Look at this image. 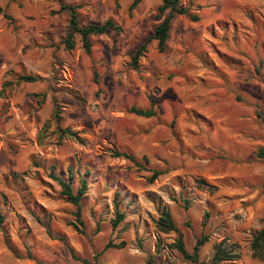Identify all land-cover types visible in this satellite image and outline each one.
<instances>
[{
	"label": "rangeland",
	"instance_id": "374dc122",
	"mask_svg": "<svg viewBox=\"0 0 264 264\" xmlns=\"http://www.w3.org/2000/svg\"><path fill=\"white\" fill-rule=\"evenodd\" d=\"M61 1L80 25L112 17L121 31L92 35L90 53L79 35L67 49ZM131 1L0 0L14 21L0 15V264H195L169 246L176 233H157L158 204L188 251L208 237L207 264L219 242L237 258L218 264H264L250 248L264 213V0H180L199 20L175 15L166 50L148 43L138 69L130 56L168 11L141 0L129 14ZM150 99L155 116L127 112ZM51 166L72 169L74 190L84 174L79 217ZM145 167L168 172L150 182Z\"/></svg>",
	"mask_w": 264,
	"mask_h": 264
},
{
	"label": "trees",
	"instance_id": "16d2710c",
	"mask_svg": "<svg viewBox=\"0 0 264 264\" xmlns=\"http://www.w3.org/2000/svg\"><path fill=\"white\" fill-rule=\"evenodd\" d=\"M141 0H132L127 7V11L130 14L139 4ZM115 8L119 7L118 0H114ZM77 6L71 4H64L61 1L60 9L68 14V27L69 31L66 34V37L63 39V43L67 49L74 48L75 45V35H79L82 47L86 53H90L91 51V36L92 35H101L106 33L109 30H113L115 32L121 31V26L117 24L112 17L107 18L105 21L101 23H88L87 25H80L78 22V12ZM157 12L162 14L166 11L167 14L164 15L161 20L154 26L153 32L146 38V40L139 45L133 54L130 56V65L134 69H138V59L140 56L144 54L146 51V46L151 41H156V48L158 52L163 53L166 50V42L169 37V31L171 28V21L175 15L182 14L190 18L191 21L199 20V16L195 13H191L188 6L182 5L180 0H161L160 4L157 6ZM0 15L7 20L8 23L13 24V18L6 12L3 7H0ZM39 77L36 75H19L17 77V82H33L36 81ZM154 100L150 99L149 106L147 108H139L136 106H131L127 109V112L133 113L137 116H142L145 118H149L155 116L156 111L153 108ZM55 118L58 122L60 116L58 112H55ZM60 129V128H59ZM115 156L123 157L133 164L142 167L143 164L138 161V159L129 151H115ZM142 160L147 164L148 160L145 156L142 157ZM39 165V164H37ZM144 166V165H143ZM146 170L150 171V176L148 180L150 182L157 179L160 175H163L168 172V169H161V168H146ZM67 178H64L60 175H57L54 171V166H51L49 171V176L54 179L58 185L60 186V194L69 202L77 208V216L80 215V202L82 196L85 193L87 188V180L84 177V174L78 172L79 184L76 190L73 189V180L74 175L72 169L70 167L67 168ZM203 183V181H201ZM119 193L115 191L114 193V212L115 218L112 220V225L117 226L119 222H121L124 218V213L120 211L119 202L117 201V196ZM172 200L177 201L175 197H171ZM184 207H188V201L183 199ZM157 217L153 220L154 227L158 234H167L174 232L177 234L174 241L169 244L170 247L176 249L184 259L189 260L195 264H207L205 261L199 259V250L207 241L208 237L206 235H202L196 239L194 246L191 251H188L185 248V244L183 241V236L179 232V229L172 218L171 212L166 204H158L157 205ZM5 219V215L2 211H0V226L3 225V221ZM261 227L256 231L253 235L250 248H251V255L253 258L264 262V213L261 217ZM156 248H160V237L157 239ZM121 244H113L107 243L106 247H122ZM69 251L73 258L79 259L77 255L73 252L72 248H69ZM237 258V254L234 252L233 249L229 248L228 246L224 245L223 242H219L215 245V249L213 255L210 259V264H218L224 260H233ZM148 263H151V258L149 257Z\"/></svg>",
	"mask_w": 264,
	"mask_h": 264
}]
</instances>
